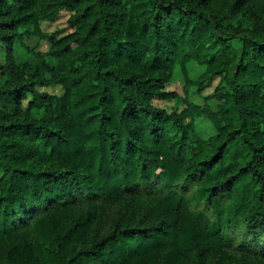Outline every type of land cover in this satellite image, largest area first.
<instances>
[{
  "label": "trees",
  "instance_id": "16d2710c",
  "mask_svg": "<svg viewBox=\"0 0 264 264\" xmlns=\"http://www.w3.org/2000/svg\"><path fill=\"white\" fill-rule=\"evenodd\" d=\"M0 52V264H264V0H0ZM189 61L216 110L154 105Z\"/></svg>",
  "mask_w": 264,
  "mask_h": 264
},
{
  "label": "rangeland",
  "instance_id": "374dc122",
  "mask_svg": "<svg viewBox=\"0 0 264 264\" xmlns=\"http://www.w3.org/2000/svg\"><path fill=\"white\" fill-rule=\"evenodd\" d=\"M70 11L61 10L54 20H44L40 23L42 31L46 33H53L57 38L68 36L74 33L75 28L68 21ZM50 41L47 38H40L37 34L24 33V44L17 42L15 44V60L21 64H33L44 58L43 54L48 50ZM4 62L3 53L0 52V63ZM205 70L204 65H200L195 61H189L185 69L176 67L172 74L171 80L166 83L164 90L171 91L175 96L160 99L155 97L152 103L156 106L165 108L168 112L181 111L188 103L199 105H208L210 109L216 110L217 100L215 98L216 88L219 85L220 77H214L208 84L205 82L203 88H199V78ZM38 91H46L50 94L61 95L63 88L61 85H37ZM26 101L23 102V106ZM186 119V121H188ZM193 129L195 133L202 137L208 138L215 134V126L204 116H195L192 120ZM119 207L112 205L108 207L103 219V231H107L115 218L117 217Z\"/></svg>",
  "mask_w": 264,
  "mask_h": 264
}]
</instances>
